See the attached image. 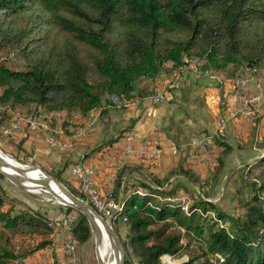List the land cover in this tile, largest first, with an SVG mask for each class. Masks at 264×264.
Instances as JSON below:
<instances>
[{
    "label": "trees",
    "instance_id": "16d2710c",
    "mask_svg": "<svg viewBox=\"0 0 264 264\" xmlns=\"http://www.w3.org/2000/svg\"><path fill=\"white\" fill-rule=\"evenodd\" d=\"M6 49L16 50L24 69L12 70L0 62V109L79 117L99 110L98 123L107 111L122 112L128 103L149 99L161 76L181 70L186 58L200 59L204 69L222 77L227 68L234 78L239 68L264 67V0H0V52ZM115 123L114 133L84 157L117 141L132 121ZM253 135L254 129L249 137ZM24 142L25 137L17 150L22 151ZM213 142L221 151L204 180L181 167L162 179L130 165L116 171L112 199L121 211L112 213L117 217L111 225L123 223L124 235L118 237L122 264H130L129 255L133 264H161L162 255L180 254L182 238H189V250L192 241L197 245L185 264H264V153L230 174L235 186L237 179L247 180L243 167H263L258 180L245 185L250 196L241 205L242 214L231 216L220 205L223 196L212 200L233 148L219 135ZM257 146L263 152L264 140ZM79 162L82 158L76 157L64 166ZM130 172L139 177L125 176ZM59 173L54 179L61 182ZM204 185L208 191L202 194L198 190ZM138 189L142 195L135 193ZM188 191L193 194L192 203L182 206L186 213L179 204L167 202ZM227 191L232 190H224L225 196ZM155 197L167 200L158 202ZM4 200L0 186V264H13L51 247L49 224L58 219L61 208L24 205L1 210ZM6 232L26 240L25 249L10 244L8 248ZM70 232L76 246L91 234L79 213ZM114 232L119 235L116 228Z\"/></svg>",
    "mask_w": 264,
    "mask_h": 264
},
{
    "label": "crops",
    "instance_id": "0c3cea01",
    "mask_svg": "<svg viewBox=\"0 0 264 264\" xmlns=\"http://www.w3.org/2000/svg\"><path fill=\"white\" fill-rule=\"evenodd\" d=\"M166 66L168 65H165V69ZM240 69L244 70V68ZM173 74L174 72L162 75L157 88L165 87ZM231 81L232 74L227 76L225 73L223 82L219 84L185 75L179 85L173 88L166 87L164 99L160 102L155 103L149 99L135 100L126 104L122 112L107 111L99 117L98 123L94 121L98 117L99 110H93L85 117H78L79 125H85L87 129L92 125L93 135L88 136L91 137V141L87 139L88 142L74 143L76 150L70 152L71 163L76 157H81L84 164L98 171L99 174L95 178L99 187L100 185L104 187L106 183L112 186L116 180V171L120 169L117 165L115 168L112 166V160L121 153L126 144L124 133L117 141L100 151L86 157L84 155L96 144L103 142L106 135L114 133L117 126L115 122L118 119L131 120L132 124L127 132L132 133L133 155L127 165L137 169L136 171L141 174H151L158 179L181 167L193 171L200 180H204L216 165V158L221 151V148L214 144L213 137L218 135L216 130L219 121L223 120V132L219 136L233 148V151L224 160V173L217 185L215 199L212 201L217 202L223 196L221 190L225 178L240 165L247 164L264 153L257 146L258 142L264 140V121L254 119L252 122L249 118L236 114L238 104ZM52 114L66 117L62 113ZM60 123L62 131L66 134L70 128L78 126L69 120ZM253 129L254 135L251 139L249 136ZM37 138L41 140L39 134L28 133L29 143L26 145L28 140H25L23 146L31 147V144H34L32 141ZM93 138L98 139L93 141ZM78 154L80 155L77 156ZM107 165L111 169H108ZM125 176H130L133 180L139 177L135 172L127 173ZM128 180L134 183L132 179ZM135 193L142 195L137 190ZM181 194L177 193L176 196L179 197ZM120 197L119 192L118 198ZM50 238L53 240V235ZM77 246L79 248L82 245ZM37 252L33 253L32 257L36 256Z\"/></svg>",
    "mask_w": 264,
    "mask_h": 264
},
{
    "label": "rangeland",
    "instance_id": "374dc122",
    "mask_svg": "<svg viewBox=\"0 0 264 264\" xmlns=\"http://www.w3.org/2000/svg\"><path fill=\"white\" fill-rule=\"evenodd\" d=\"M1 54L4 57V59H3V61H0V62H3L5 64V66H7L8 68H10L12 70L24 69V64L21 61V59L18 57L15 49L14 50H7L6 49L5 51H2ZM199 60L197 63L200 66H203V62L201 60L200 61ZM184 61L189 62L190 60L185 59ZM200 63H202V64H200ZM244 71L245 72H255L256 71V74H259V76H260V77H258L259 83H260V86L262 88L261 102L259 104L257 111L254 112V114H252V115H245V114L241 113L238 110L239 105H237V113L236 114L241 115L245 118L247 117L252 122L254 119H262L264 121V106H263L264 105V101H263V98H264V67H262V68L260 67L259 70L258 69L257 70L256 69H244ZM224 73H225V75L230 76L232 74L231 68L225 69L222 74L224 75ZM174 75L175 74L170 76V79ZM245 93L247 95L252 94V89L247 88ZM19 109L15 110V111H13V110L12 111H10V110L5 111V110L0 109V152L4 155H7V156H10L8 153L11 151L18 153V156L16 155L17 159L12 157V156H10V157L22 165H26V166L27 165H34L35 167H37L38 169L43 171L46 175L51 176L52 178H54V175L56 172L60 171L61 173H59L58 178L61 182H59V181L58 182L65 189H67L70 193L71 192L75 193L74 195L82 200V197L78 194V189H79L78 185L79 184L76 181L75 177L72 175L70 168H68L69 166H64V164H65V162H71L72 154L70 152L76 150L75 149L76 143L81 144L80 142L84 143V142L89 141V140L87 141V139L91 138V137H88L89 134L93 135L92 125L90 127H88V129L85 128V125H82V124L79 125L80 124L79 120H78L79 116H77L75 114H71L70 116H66V117H60V116L58 117L56 115L54 116V114H52L51 112L41 113L43 115V116H41L42 117L41 119H45V120L51 121V122L48 125H40V131L41 132H52V129H58L62 132V134L65 137H67L66 138L67 142L68 143L70 142L69 143L70 147L66 152H58V151H55L54 149H51L47 146L44 137L38 131L37 132L36 131H29L28 129H26L25 127H22V126H20L19 128H16V129L11 127L12 129L10 131L8 130L9 125H8L7 120L9 118V115L12 112L14 114L19 115V117H23V118H31L33 116V114H31V113L27 114V112H25L28 110H26L24 108H19ZM52 118L57 119L59 122L57 120H54V119L52 120ZM64 120H67V122L69 120L73 124H78V126L72 128V129L70 128L68 131V134H66L64 131H62L61 125H60L61 124L60 121H64ZM4 131H7V132H4ZM31 132L39 134L41 140H39L37 138L36 140L32 141V143H34V144L33 145L31 144V147L26 146V147L22 148V151L17 150V148L19 147L17 145V143L19 142V140L21 138L25 137V140H28L26 145H28V143H29L28 133H31ZM222 132H223V129H222ZM97 139L98 138H93V141L97 140ZM91 140L92 139H90V141ZM79 155L80 154H78L77 156H79ZM4 157L8 158L6 156H4ZM79 158H81V157H79ZM18 159L22 160V161H19ZM125 165H127V164H124V165L120 164L117 166L122 168ZM241 166L242 165H240V167ZM90 167L94 169V167H92V166H90ZM240 167H239V169H240ZM107 168L111 169V167H109L108 165H107ZM262 169H263L262 166L259 167L257 165H249L247 167H243L242 174H244V178L247 180H245L244 182H241V181H239V179H237L235 186H234V184H232L233 176L231 177V181L229 180L230 174L225 178V180L223 182L224 186L222 187L221 193H223L224 190H226V189H228V190L231 189L232 191H230V194L227 191L228 193L226 196L223 193V197H222V201H220V203H221L220 205L226 207L225 210L228 213V215L237 216V215L242 214L241 205L244 204L245 200H247L250 196V192H249L248 188L245 187V185L247 184V182L252 181L251 179H253L255 181L258 180V177L261 175ZM44 170H46V171H44ZM240 173H241V171H239V174ZM97 174H99L98 171L96 172V170H94V173L92 174V181H93V184L98 189L97 191L99 192V194H103L109 183H106V185H104V187L102 185H100V187H99V184L97 183L96 178H95V176ZM102 180H103V178L101 177V181ZM102 183H103V181H102ZM0 186L4 190V195H6V197H7V200H4V203L1 207V210H5L8 206H14V208L19 209V208L23 207L24 205L30 206L33 208H38V207L48 208V206H50L49 208L54 207V206L60 207L61 212L57 216L58 219L56 221H51V223L49 224V226L52 228V234L50 236L56 234V227L54 224H58V226L61 229H63V228H65V225H67V224L72 225L74 220H75L77 212L73 211V212H69L66 214L65 210H64L66 208V206L60 205L58 202L54 201L53 196L49 193H43L41 191H39V193L34 192L35 194H39V196L41 197L40 199H34V198L27 196L24 192L17 189L15 186L10 184L5 179H0ZM204 186H206V185H204ZM204 186L201 188V190H198L202 194H204L208 191V186H206V187H204ZM233 190H238L237 194L233 193ZM178 193L179 194L182 193L181 195H184L185 201H188L187 206H189L192 203V201H190V199H189V196H191L193 194L191 191L178 192ZM212 193H213V191H212ZM172 197L177 198L178 196L174 195ZM213 197H214V194H213ZM16 200L20 204H17V203L15 204ZM154 200L158 201V202H164L167 199L163 200L162 197H159V198L155 197ZM216 200H218V199H216ZM167 202H173L171 204L177 203V204H179V206L183 212H185V213L187 212V208H186V211H184L182 209V206L186 207L185 202L180 201V200H176V199H175V201L168 200ZM93 205L94 204H91V206L93 208H95ZM117 205H115V209L113 210V213L119 212V213H117V215H118V214H120L121 206H119V204H117ZM96 209L100 212V213L99 212L98 213L101 215V209H100V206L98 204H96ZM65 215H67V216L65 217ZM211 215L212 214L209 213V216H211ZM115 228L118 230V233H119V235L118 236L116 235V236L122 237V235H124L122 221H120V222L118 221L116 223L115 227L112 226V229L114 231H115ZM6 237L9 239V242L5 243L8 248H9V244H10V245L18 246V247L21 246V248L23 250V249H25L24 245L28 244L27 241L22 240L20 238V236H18V235L12 236L9 232H6ZM188 241H189V238H182L181 239V243L184 244V248L182 249L180 254L173 256L169 259L174 264H185V262H187L188 259H190L191 254L192 253L194 254L197 245L194 243V241H192L189 245L190 248H192V249L189 250L187 248ZM98 251H99V245H97V256L100 259ZM61 253H62L61 248L59 246L57 239H53L52 251L49 253H45L42 256L44 257L46 264H96V259H95V255H94V239H93L91 234H90V237L88 238V240L82 244V246H79V248H78V246H75V248L72 252V256L74 259L73 263L66 261V259L61 256ZM57 256L59 257L60 262H59V260H57V258H58ZM32 258L33 259H39L36 256H33ZM32 258H31V260H33ZM112 259H113V253H112ZM123 259H124V254H123ZM169 260L167 262H165L164 264H169ZM128 261H130V264H133V263H131L133 261H132L130 255H129Z\"/></svg>",
    "mask_w": 264,
    "mask_h": 264
},
{
    "label": "built area",
    "instance_id": "2783aa9c",
    "mask_svg": "<svg viewBox=\"0 0 264 264\" xmlns=\"http://www.w3.org/2000/svg\"><path fill=\"white\" fill-rule=\"evenodd\" d=\"M4 57L0 52V61H3ZM185 75L192 77H197L203 80H210L215 83H222L223 77L216 73H211L209 70L204 69L202 66L193 67L191 65L185 64L182 69L177 71L175 75L167 81L165 87L157 88L154 94L149 97V100L152 102H160L164 99V94L166 92V87L172 88L181 82ZM259 74L246 73L242 69H238L236 76L232 78V84L234 86L235 92L234 96L236 102L239 105L238 110L245 115H252L257 111L259 104L261 102L262 88L259 83ZM247 88L252 89V94L247 95L245 91ZM8 130L12 128H19L20 126L25 127L29 131H38L45 139L47 146L51 149H54L58 152H66L70 147V142L68 143L62 132L58 129H52V132H40V125H48L51 121L45 119H40L38 114H33L29 119H22L17 114L11 113L7 120ZM96 123V120L94 121ZM224 126V121L220 120L216 134H221ZM12 127V128H11ZM7 132V131H4ZM124 140L126 144L122 149L121 153L112 160V166L115 168L116 165L121 163H128L129 159L133 155L132 149V133H124ZM70 141V140H69ZM72 175L75 177L78 182V194L82 197V200L87 204H98L101 209V216L104 220H111V212L114 209L116 203L112 199V186L108 185L103 194H99L98 189L93 184L92 174L94 169L89 165L79 162L70 167ZM140 191L139 189L137 190ZM170 199H176L185 202L187 206L188 201H184V195H181L177 198L171 197ZM71 222V221H70ZM56 227V234L53 235V239H57L59 246L61 248V256L73 263L74 259L72 252L76 246L75 240L72 237L70 232L71 225H65V228L61 229L58 224H54ZM51 247L38 251L36 257L39 259H33L32 256L26 259L15 260L13 264H46L44 257L42 256L45 253L52 251L53 240H51ZM40 253V254H39ZM31 258L33 260H31ZM164 258L170 259L171 257L162 255L161 264L167 262Z\"/></svg>",
    "mask_w": 264,
    "mask_h": 264
},
{
    "label": "water",
    "instance_id": "95a60500",
    "mask_svg": "<svg viewBox=\"0 0 264 264\" xmlns=\"http://www.w3.org/2000/svg\"><path fill=\"white\" fill-rule=\"evenodd\" d=\"M0 154L2 153L0 152ZM7 157L13 160L15 163H18L16 160L11 158L10 156H7ZM28 166H29V170H25L23 168H17V167L8 165L0 157V175L10 184H12L17 189L24 192L27 196L31 198L40 199L41 197L39 196V194H35L33 192L34 191L33 189H29L25 186V184H34L39 189H42L46 193L51 194L54 198V201L58 202L60 205L72 208L73 210H75L77 213H79L85 218L86 222L89 225L90 233L94 239V255L96 259V264H102L96 252V243L98 239L100 238L101 230H103L106 233L107 237L111 241V247L113 251L118 255L117 264H122L123 263V249H122V246H121V243L118 237L116 236L114 230L111 227L110 220H104L102 217H100L89 204H87L80 198L70 193L56 179L52 178L51 176L46 175L43 171H41L34 165H28ZM5 169H8L13 174L7 172ZM32 171H39L41 174H43L44 178L32 179V178L27 177V173L32 172ZM49 184L52 185L58 191L59 195H61L67 202L60 201L59 196H56L52 191H50Z\"/></svg>",
    "mask_w": 264,
    "mask_h": 264
},
{
    "label": "bare ground",
    "instance_id": "6f19581e",
    "mask_svg": "<svg viewBox=\"0 0 264 264\" xmlns=\"http://www.w3.org/2000/svg\"><path fill=\"white\" fill-rule=\"evenodd\" d=\"M190 61H186L184 63L188 64V65H191L193 67H200V65L197 63L199 59H196V58H191L189 59ZM200 61V60H199ZM202 64V63H200ZM240 69V68H239ZM247 69V68H245ZM243 70V69H242ZM211 73H213L211 70H209ZM244 71V70H243ZM245 72V71H244ZM246 73H254V72H246ZM13 113V112H12ZM14 114V113H13ZM39 115V114H38ZM41 116L43 115H39L40 119L42 118ZM45 117V116H44ZM22 119H29V118H23V117H20ZM41 132V131H40ZM6 156V155H5ZM0 157L8 164V165H11V166H14V167H17V168H23L25 170H29V166L27 165H20L19 163H15L14 161H12L10 158H5L4 155L0 154ZM7 157V156H6ZM122 165L124 164H127V163H121ZM120 165V164H118ZM118 167V166H117ZM7 172L9 173H12L11 171H9L8 169H5ZM13 174V173H12ZM27 177L29 178H32V179H41V178H44L43 174H41L39 171H32V172H29L27 173ZM25 186L29 189H33L34 191L33 192H38L41 191L43 193H46L44 190L42 189H39L36 185L34 184H25ZM49 188H50V191H52L56 196H59V200L60 201H64V202H67L61 195H59L58 191L52 186L49 184ZM141 192V191H139ZM184 201H185V198H184ZM91 206V204H90ZM95 208H93V210L99 215L101 216L99 213V211L96 209V204L93 205ZM114 209H115V206H114ZM113 209V210H114ZM113 210L111 212V220L116 218L117 215L116 214H113ZM99 212V213H98ZM111 220H110V224H111ZM114 221V220H113ZM97 245H99V251H98V254H99V257H100V260H101V263L102 264H117V261H118V255L113 251L112 247H111V241L110 239L107 237L106 233L101 230V233H100V238L98 239L97 243H96V252H97ZM112 253H113V259H112ZM164 260H169L168 258H164ZM174 264L172 261L169 260V264Z\"/></svg>",
    "mask_w": 264,
    "mask_h": 264
}]
</instances>
